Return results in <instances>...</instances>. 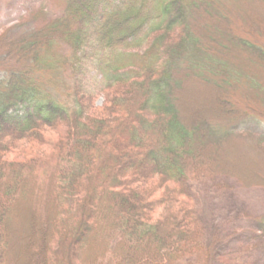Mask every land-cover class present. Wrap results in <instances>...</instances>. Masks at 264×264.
Here are the masks:
<instances>
[{"label": "trees", "instance_id": "16d2710c", "mask_svg": "<svg viewBox=\"0 0 264 264\" xmlns=\"http://www.w3.org/2000/svg\"><path fill=\"white\" fill-rule=\"evenodd\" d=\"M64 1L0 36V264H262L209 237L197 186L264 176L210 154L196 122L264 163V0ZM213 16L262 69L209 36ZM187 73L230 101L192 114Z\"/></svg>", "mask_w": 264, "mask_h": 264}, {"label": "rangeland", "instance_id": "374dc122", "mask_svg": "<svg viewBox=\"0 0 264 264\" xmlns=\"http://www.w3.org/2000/svg\"><path fill=\"white\" fill-rule=\"evenodd\" d=\"M43 1L45 0H0V36L5 32L6 27L18 23L30 11L31 7H36ZM46 1L50 4L51 9H54L53 13L56 15L64 13L66 7L64 0ZM253 5V10H259L264 14V7L258 4ZM219 20L220 18L216 16L209 17L207 22L209 36L213 40L221 42L229 53L233 50L236 54L239 53L243 59L251 60L254 71L262 69L250 52L244 51L242 46L232 42V37L228 34L229 29ZM182 78L184 85L180 87L182 92L180 96H183L184 100L189 103V110L194 115L200 116V113L219 110L223 107L220 99L230 101V96L224 91L222 81L204 79L200 73H187ZM105 102L106 97L103 95L99 104L103 105ZM184 111L188 112L185 108ZM198 118L196 123L200 125L202 132L200 139L204 142L213 141L214 146L211 148L210 154L223 155L230 162L239 165L244 172L249 173L248 177L250 178L264 176V163L239 139L224 138V129H219L216 132L210 128L211 133L206 128L202 116ZM197 190L201 192L202 207L210 224L207 223L208 232L210 231L209 237L215 239L217 244L220 243V238L229 240V242H224L225 245L222 247H231V245L238 247L240 241H250L258 251V260L264 264V236L263 233L257 231V218L264 213V188H248L243 186L238 179L219 178L198 184ZM18 230L23 232V227ZM34 236L37 237L38 234ZM28 239L30 240L29 237ZM33 242L34 240H31L28 243ZM29 249L30 252L35 251V245H31Z\"/></svg>", "mask_w": 264, "mask_h": 264}]
</instances>
